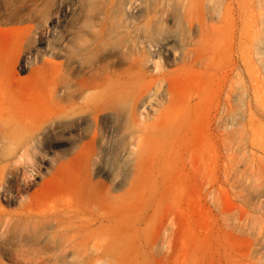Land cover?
Listing matches in <instances>:
<instances>
[{
  "label": "rangeland",
  "instance_id": "rangeland-1",
  "mask_svg": "<svg viewBox=\"0 0 264 264\" xmlns=\"http://www.w3.org/2000/svg\"><path fill=\"white\" fill-rule=\"evenodd\" d=\"M0 264H264V0H0Z\"/></svg>",
  "mask_w": 264,
  "mask_h": 264
},
{
  "label": "bare ground",
  "instance_id": "bare-ground-1",
  "mask_svg": "<svg viewBox=\"0 0 264 264\" xmlns=\"http://www.w3.org/2000/svg\"><path fill=\"white\" fill-rule=\"evenodd\" d=\"M26 66H28V65H26ZM25 67V66H24ZM79 77V76H78ZM85 99V98H84ZM67 116V115H66Z\"/></svg>",
  "mask_w": 264,
  "mask_h": 264
}]
</instances>
